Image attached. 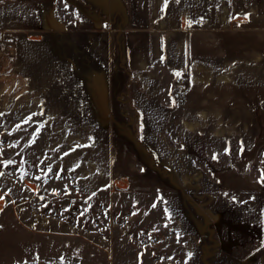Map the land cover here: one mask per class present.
<instances>
[{
  "label": "crops",
  "instance_id": "obj_1",
  "mask_svg": "<svg viewBox=\"0 0 264 264\" xmlns=\"http://www.w3.org/2000/svg\"><path fill=\"white\" fill-rule=\"evenodd\" d=\"M10 1L19 88L158 194L183 263L264 264V0Z\"/></svg>",
  "mask_w": 264,
  "mask_h": 264
},
{
  "label": "rangeland",
  "instance_id": "obj_2",
  "mask_svg": "<svg viewBox=\"0 0 264 264\" xmlns=\"http://www.w3.org/2000/svg\"><path fill=\"white\" fill-rule=\"evenodd\" d=\"M12 5L0 0V264H184L158 194L116 188L106 149L19 88Z\"/></svg>",
  "mask_w": 264,
  "mask_h": 264
},
{
  "label": "built area",
  "instance_id": "obj_3",
  "mask_svg": "<svg viewBox=\"0 0 264 264\" xmlns=\"http://www.w3.org/2000/svg\"><path fill=\"white\" fill-rule=\"evenodd\" d=\"M188 91V86L184 83L183 79L179 80L178 90L174 93V98L181 99L183 95Z\"/></svg>",
  "mask_w": 264,
  "mask_h": 264
},
{
  "label": "snow or ice",
  "instance_id": "obj_4",
  "mask_svg": "<svg viewBox=\"0 0 264 264\" xmlns=\"http://www.w3.org/2000/svg\"><path fill=\"white\" fill-rule=\"evenodd\" d=\"M244 18H245V19H248L247 16H245ZM189 24H191V22H189ZM177 75H179V73H177ZM9 163H10V161H9ZM262 181H264V174H262ZM153 206L155 207V205H153Z\"/></svg>",
  "mask_w": 264,
  "mask_h": 264
},
{
  "label": "trees",
  "instance_id": "obj_5",
  "mask_svg": "<svg viewBox=\"0 0 264 264\" xmlns=\"http://www.w3.org/2000/svg\"><path fill=\"white\" fill-rule=\"evenodd\" d=\"M125 73H127V75L129 74V71L127 69H124Z\"/></svg>",
  "mask_w": 264,
  "mask_h": 264
}]
</instances>
